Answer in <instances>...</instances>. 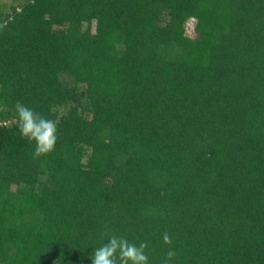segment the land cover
Wrapping results in <instances>:
<instances>
[{
	"label": "trees",
	"instance_id": "16d2710c",
	"mask_svg": "<svg viewBox=\"0 0 264 264\" xmlns=\"http://www.w3.org/2000/svg\"><path fill=\"white\" fill-rule=\"evenodd\" d=\"M0 120V264H264V0H0Z\"/></svg>",
	"mask_w": 264,
	"mask_h": 264
},
{
	"label": "clouds",
	"instance_id": "9594fccd",
	"mask_svg": "<svg viewBox=\"0 0 264 264\" xmlns=\"http://www.w3.org/2000/svg\"><path fill=\"white\" fill-rule=\"evenodd\" d=\"M17 116L16 123L21 137L29 143L35 142L33 158L47 155L55 148L57 141V122L48 119L41 113L17 101L14 105ZM108 242L95 248L92 254V264H149L146 254L147 241H142L137 246L123 236L115 234L108 237ZM163 242L169 246L173 244L167 232L162 233ZM177 255L173 247H169L164 264H170Z\"/></svg>",
	"mask_w": 264,
	"mask_h": 264
},
{
	"label": "built area",
	"instance_id": "2783aa9c",
	"mask_svg": "<svg viewBox=\"0 0 264 264\" xmlns=\"http://www.w3.org/2000/svg\"><path fill=\"white\" fill-rule=\"evenodd\" d=\"M3 124V121L0 120V125Z\"/></svg>",
	"mask_w": 264,
	"mask_h": 264
},
{
	"label": "rangeland",
	"instance_id": "374dc122",
	"mask_svg": "<svg viewBox=\"0 0 264 264\" xmlns=\"http://www.w3.org/2000/svg\"><path fill=\"white\" fill-rule=\"evenodd\" d=\"M191 35H193L192 33H190Z\"/></svg>",
	"mask_w": 264,
	"mask_h": 264
}]
</instances>
